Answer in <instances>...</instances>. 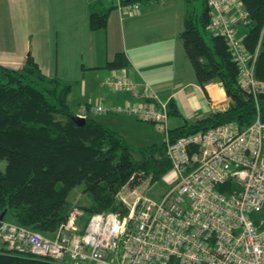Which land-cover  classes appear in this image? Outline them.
<instances>
[{"label": "built area", "instance_id": "1", "mask_svg": "<svg viewBox=\"0 0 264 264\" xmlns=\"http://www.w3.org/2000/svg\"><path fill=\"white\" fill-rule=\"evenodd\" d=\"M121 1L122 10L139 8V3ZM206 1L208 31L225 39L243 86L255 98L264 94V82L255 71L259 46L249 52L240 36L239 28L249 23L243 0ZM104 85L128 91L133 101L98 105L93 111L131 115L154 124L164 134L175 184L159 200L131 191V203L122 199L129 209L126 215L97 212L82 223L85 213L74 205L51 237L1 221L0 248L57 264H264L260 116L243 130L234 123L222 124L172 142L169 102L160 100L149 83L108 77Z\"/></svg>", "mask_w": 264, "mask_h": 264}, {"label": "trees", "instance_id": "2", "mask_svg": "<svg viewBox=\"0 0 264 264\" xmlns=\"http://www.w3.org/2000/svg\"><path fill=\"white\" fill-rule=\"evenodd\" d=\"M142 0H122L123 5ZM200 14L188 12L185 29L179 35L194 68L198 83L217 81L229 98V107L211 116L169 130L172 142L222 124L250 127L260 116L264 122V94L256 98L240 81L239 69L226 41L208 31L210 8ZM249 23L242 28L247 50L255 52L256 77L264 82V0H243ZM118 7V6H117ZM114 7L101 1L89 7L90 28L107 27ZM128 65L123 54L107 64L110 69ZM71 84L46 76L32 56L20 69L0 64V210L4 220L51 237L66 221L73 204L69 192L79 184L90 194V206L82 223L97 212H118L125 205L118 195L126 186L137 187L142 178L161 179L172 169L166 142L135 148L104 123L85 117L79 125L68 98ZM170 115L174 105L169 104ZM154 125V124H153ZM137 154L138 158L134 155ZM61 188H58L59 184ZM1 222V221H0ZM47 258L17 254L0 248V264H53Z\"/></svg>", "mask_w": 264, "mask_h": 264}, {"label": "crops", "instance_id": "3", "mask_svg": "<svg viewBox=\"0 0 264 264\" xmlns=\"http://www.w3.org/2000/svg\"><path fill=\"white\" fill-rule=\"evenodd\" d=\"M98 1L114 8L107 27L92 30L89 7ZM138 3L137 10H122L118 0H0V64L20 69L32 56L46 76L71 84L68 102L75 94L77 116L104 123L127 142L125 133L143 129L140 122L145 121L93 111L98 105L133 101L128 91L108 89L104 85L108 77L149 83L160 100L174 105L173 129L226 110L230 100L224 89L217 81L205 88L198 83L179 36L188 12L200 14L205 2L201 9L193 0ZM117 54H123L128 65L108 68Z\"/></svg>", "mask_w": 264, "mask_h": 264}, {"label": "rangeland", "instance_id": "4", "mask_svg": "<svg viewBox=\"0 0 264 264\" xmlns=\"http://www.w3.org/2000/svg\"><path fill=\"white\" fill-rule=\"evenodd\" d=\"M194 3H197V7L201 9L203 6V0H193ZM202 11V10H201ZM191 12V11H190ZM192 14H195L192 11ZM240 36L243 37L242 29L240 31ZM76 98L75 94L72 97V101L70 104V107L73 112H78V104L75 103ZM113 115V114H108ZM122 115V114H117ZM141 125H143V129H137V130H129L126 134L128 142L135 148L141 147V146H148L149 144L153 143H161L164 141V134L160 131L158 132L155 130L154 125L149 122H140ZM168 128L171 130L173 129V122H171L170 118L167 124ZM146 133V136H143ZM135 158H138V155H134ZM7 167V160H0V170L4 171ZM172 170V169H171ZM168 171L166 175H164L161 179L154 180L153 175H149L148 178H142L140 184L132 188L131 186H126L120 194L118 195V200L122 202L125 205L126 212L124 211V207L121 206L119 212L123 215H126L129 212V209L127 208V205L122 201V199H127L129 203L133 201L134 195H131L130 192L133 190H136L137 193L142 194L143 196L152 198V199H161L163 195L173 187L175 184V176L173 171ZM175 179V180H174ZM62 184L60 183L58 185V188H61ZM127 194L128 197L126 196ZM67 201L70 204L77 205V206H90L92 198L89 193L85 191V185L79 184L76 187H74L68 194ZM0 210V215H1ZM41 258V257H40ZM52 263V262H51ZM53 264H57L54 263Z\"/></svg>", "mask_w": 264, "mask_h": 264}, {"label": "water", "instance_id": "5", "mask_svg": "<svg viewBox=\"0 0 264 264\" xmlns=\"http://www.w3.org/2000/svg\"><path fill=\"white\" fill-rule=\"evenodd\" d=\"M76 121H77V123H78L79 125H83V124H85L86 118H85V117H81V116H77ZM6 212H7V211L4 210V211L1 213V215H0V221L4 220L5 215H6Z\"/></svg>", "mask_w": 264, "mask_h": 264}]
</instances>
